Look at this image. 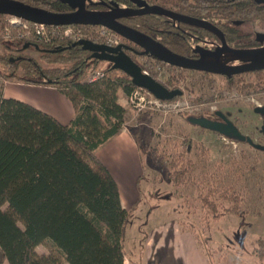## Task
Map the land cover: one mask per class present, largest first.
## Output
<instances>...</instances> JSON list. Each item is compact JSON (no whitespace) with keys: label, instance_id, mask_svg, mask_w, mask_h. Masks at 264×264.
<instances>
[{"label":"trees","instance_id":"obj_1","mask_svg":"<svg viewBox=\"0 0 264 264\" xmlns=\"http://www.w3.org/2000/svg\"><path fill=\"white\" fill-rule=\"evenodd\" d=\"M17 1L59 13L69 6L62 0ZM4 17L0 15V31ZM150 25L158 23L151 21ZM14 31L7 38L0 36L4 50L0 77L55 87L71 103L74 115L61 124L25 102L5 98L4 85H0V264H123L125 228L137 204L130 210L122 207L118 185L96 152L129 118L119 95L129 96L137 87L128 75L108 61L91 57L75 41L25 38ZM88 40L99 42L96 37ZM148 60L163 64L151 56ZM96 71H103L104 76L88 80ZM173 71L158 82L181 90L180 82L188 71ZM200 77L211 89L210 80ZM230 84L241 91L263 88L264 71L256 72L252 82L239 79ZM186 93L191 97L195 91L190 86ZM133 137L141 154L140 139L136 133ZM187 152L188 147H182L169 161L165 179L173 186L190 181ZM198 198L213 220L224 214L218 208L219 200L230 202L226 212L247 214L240 208L241 197L233 186L221 191L208 187ZM145 237L143 234L142 241ZM44 242H49L51 250L38 253L36 248ZM249 253L255 262L264 264L261 237L255 239Z\"/></svg>","mask_w":264,"mask_h":264},{"label":"rangeland","instance_id":"obj_2","mask_svg":"<svg viewBox=\"0 0 264 264\" xmlns=\"http://www.w3.org/2000/svg\"><path fill=\"white\" fill-rule=\"evenodd\" d=\"M1 19L5 24L0 36L7 38L11 30L6 32L7 18ZM4 43L9 45L6 40ZM3 54L0 44V55ZM29 54L37 56L35 51H29ZM139 61L152 70L145 64V59ZM164 71L159 82L174 74L171 69ZM184 77L180 82L182 94L158 105L141 90L134 89L129 96L119 95L121 105L127 109L129 116L121 129L132 136L137 134L143 150L140 158L129 151L116 155L112 142L100 149L101 155L111 159L115 155L111 162L114 168L111 169L123 197L122 205L130 210L137 204L125 228L124 256L131 264H157L161 255L159 251L153 253L149 263L143 258L149 230L174 223L179 226L180 232L194 237L206 256L207 264H259L249 251L257 237L264 240V152L193 125L182 114L196 116L213 108L230 111L240 120L242 133L255 143L262 144L263 136L259 131L262 119L252 108L264 103V88L241 91L224 85L222 79L216 76L210 89L196 72H185ZM244 78L250 80L251 76ZM190 86L195 91L191 97L186 93V87ZM135 91L137 94L134 96ZM185 146L188 147L186 158L191 162L190 181L188 179L184 184L173 186L166 181L165 172L169 169L171 158ZM230 186L239 193L240 208L247 214L238 216L226 212L230 202L219 200L218 208L224 214L213 220L201 207L198 197L205 194L208 187L221 191ZM124 195L130 198L125 201ZM214 197H217L216 193ZM143 234L146 235L145 241H142ZM50 250L49 242L37 248L38 253ZM138 255L140 261L136 258Z\"/></svg>","mask_w":264,"mask_h":264},{"label":"flooded vegetation","instance_id":"obj_3","mask_svg":"<svg viewBox=\"0 0 264 264\" xmlns=\"http://www.w3.org/2000/svg\"><path fill=\"white\" fill-rule=\"evenodd\" d=\"M46 1L51 3L53 0ZM78 1L80 0H75L76 3ZM83 2L87 12L140 11L146 9V13L122 16L116 21L161 43L171 52L193 61L202 59L208 62L217 61L223 66L238 67L248 62L241 58H234L235 51L264 48V0H83ZM67 3L69 6L67 11L63 13L74 12L77 8L74 2ZM155 8L165 11L167 14L150 11ZM151 21L158 23V26H151ZM95 43L101 44L100 42ZM121 44L128 46L124 52L134 62L139 57L149 58L148 55L140 54L142 49L138 46L125 40ZM173 44L177 47L175 48ZM216 52L217 57L215 56ZM163 64L169 66L171 70L180 69L204 75L212 83L211 88H213L214 77L216 76L222 79L224 85L230 86L231 82H236L239 79L252 82L256 72L264 71L262 68L224 75L184 69L167 63ZM245 76H251V79L247 80L244 78ZM231 87L237 88L235 85H231ZM167 89L172 90L174 88L167 87ZM256 106H264V103ZM256 106L252 108L253 112ZM257 115L261 117L263 123L259 128L263 136L262 144L255 143L248 135L242 133L240 120L237 115L232 116L230 111L213 108L210 112L194 117H203L220 124H225L227 121L231 122L240 136L246 138L238 142L246 143L255 148V146L264 144V135L261 130L264 125V115Z\"/></svg>","mask_w":264,"mask_h":264},{"label":"water","instance_id":"obj_4","mask_svg":"<svg viewBox=\"0 0 264 264\" xmlns=\"http://www.w3.org/2000/svg\"><path fill=\"white\" fill-rule=\"evenodd\" d=\"M64 2H74L76 10L72 13H54L30 6L17 0H0V15L16 16L24 20L45 25H92L103 26L120 35L126 42L132 43L141 48V55H148L154 59L167 63L176 67L200 70L212 73H219L224 75L238 74L246 71H253L264 68V48L247 51H235L234 58H241L248 63L238 67L223 66L216 62H208L204 60L193 61L183 56L177 55L161 43L152 38L116 21L119 17L132 16L136 14L146 13L147 10H120L111 12H87L84 8L83 0H62ZM153 13L167 14L160 9L150 10ZM74 44L81 46L83 49L91 52V57L108 61L112 68L118 69L129 76L131 83L137 87L148 91L154 98L161 101H168L176 96H180L182 91L180 89L168 90L162 84L154 80L150 76H146L141 72L140 66L128 56L124 50L128 46L120 44L116 47H107L103 44L95 43L87 39H80ZM217 57V52L215 53ZM254 112L264 115V106H256ZM187 121L193 125L199 126L212 132H216L222 136L236 141H243L246 138L240 136L238 130L231 122L220 124L212 122L203 117L188 116ZM264 135V125L261 127ZM248 141H250L247 138ZM255 148L264 152V144L255 146Z\"/></svg>","mask_w":264,"mask_h":264},{"label":"crops","instance_id":"obj_5","mask_svg":"<svg viewBox=\"0 0 264 264\" xmlns=\"http://www.w3.org/2000/svg\"><path fill=\"white\" fill-rule=\"evenodd\" d=\"M2 83L4 85L3 95L5 98H14L25 102L53 116L61 124H67L74 115L71 103L53 86L28 84L15 79L3 80L0 77V85ZM120 99L121 97L119 96V103L121 104ZM111 142L114 143L113 147L116 149V155L121 154L122 151H129L135 157L140 158L137 144L130 132L121 129L105 145ZM100 149L101 147L96 152V155L108 168L118 185L117 178L111 169L114 168L111 162L115 155H112L111 159L104 154L101 155ZM118 189L122 205L123 197L119 186ZM124 198L127 201L130 196L124 195ZM122 207L126 209L123 205ZM144 250L146 255L143 258L147 263L152 259L153 253L159 251L161 255L157 264H207L206 256L202 254L194 237L187 232H180L179 226L174 223H167L162 227L150 228ZM136 258L140 261L141 257L138 255ZM123 264L131 263L125 257Z\"/></svg>","mask_w":264,"mask_h":264},{"label":"built area","instance_id":"obj_6","mask_svg":"<svg viewBox=\"0 0 264 264\" xmlns=\"http://www.w3.org/2000/svg\"><path fill=\"white\" fill-rule=\"evenodd\" d=\"M7 18V27L6 32L8 33L10 30L15 29L18 32V36L25 38H33V39H43L45 41H49L52 37H60L66 38L71 41H77L80 39H89L92 37H96L98 41L107 46V47H116L124 42V39L113 32L112 30L103 27V26H92V25H45L41 23H35L28 20H24L22 18L16 16H6ZM145 59V64L152 68V70L144 67V63L139 61V59ZM147 60V61H146ZM136 63L140 66L141 72L146 75L152 77L157 82L160 80L162 74L165 73V69L170 70V67L165 64H156L152 60H148L144 57H139L136 60ZM168 74H166L167 76ZM103 71H96L92 73L88 80H95L97 78L103 77ZM136 90H141L145 92L147 95L153 98V103L157 104L160 102H165L154 98L148 91L135 88ZM137 92H134V96ZM143 99V97H141ZM151 102V101H150Z\"/></svg>","mask_w":264,"mask_h":264}]
</instances>
